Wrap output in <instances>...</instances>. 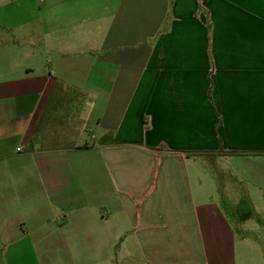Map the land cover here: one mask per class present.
I'll return each instance as SVG.
<instances>
[{"label": "crops", "instance_id": "0c3cea01", "mask_svg": "<svg viewBox=\"0 0 264 264\" xmlns=\"http://www.w3.org/2000/svg\"><path fill=\"white\" fill-rule=\"evenodd\" d=\"M228 156L264 182V0H0V264H264Z\"/></svg>", "mask_w": 264, "mask_h": 264}, {"label": "rangeland", "instance_id": "374dc122", "mask_svg": "<svg viewBox=\"0 0 264 264\" xmlns=\"http://www.w3.org/2000/svg\"><path fill=\"white\" fill-rule=\"evenodd\" d=\"M225 160L226 175L232 174L230 183V201L234 203V208H240L241 204L245 207L250 205V215L242 216L235 220V254L249 257L264 255V182L260 181V169L256 163L249 158L243 160L228 156ZM237 180L240 181L237 182ZM246 199L242 201L240 196ZM243 202V203H242ZM244 207V208H245ZM243 209V208H242ZM241 209V210H242ZM245 212V209H244ZM244 249H243V248Z\"/></svg>", "mask_w": 264, "mask_h": 264}]
</instances>
